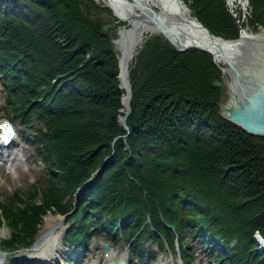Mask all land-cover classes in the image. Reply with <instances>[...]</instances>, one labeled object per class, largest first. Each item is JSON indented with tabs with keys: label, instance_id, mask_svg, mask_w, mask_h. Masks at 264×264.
Here are the masks:
<instances>
[{
	"label": "trees",
	"instance_id": "obj_1",
	"mask_svg": "<svg viewBox=\"0 0 264 264\" xmlns=\"http://www.w3.org/2000/svg\"><path fill=\"white\" fill-rule=\"evenodd\" d=\"M182 1L213 36L238 38L226 0ZM248 6L247 24L264 28V0ZM113 20L94 0H0L5 112L33 131L46 183L0 200L1 250L28 247L55 212L70 264L100 234L148 264L144 241L182 264H195L191 241L212 264H264V137L220 114L209 53L158 36L128 66L125 129Z\"/></svg>",
	"mask_w": 264,
	"mask_h": 264
},
{
	"label": "rangeland",
	"instance_id": "obj_2",
	"mask_svg": "<svg viewBox=\"0 0 264 264\" xmlns=\"http://www.w3.org/2000/svg\"><path fill=\"white\" fill-rule=\"evenodd\" d=\"M101 6H105V5H101ZM226 6L229 13L232 15L233 18H235L239 31L245 30L247 33L258 34L262 29H264L258 27V30L254 31L252 26L247 24V17L250 14L248 0H247V6L244 9L241 7L239 3H234L233 5H229L228 0H226ZM239 11L242 12L240 17L237 16ZM111 14L112 17L114 18L113 24L116 25V29H115L116 37L113 41V45L118 57V49H117L118 31L119 29L124 28L127 25V23L125 21L120 20L116 16L115 11L111 10ZM156 36L162 37L160 35H152L147 39ZM253 57L251 58V66L249 68L250 71H255L259 69L260 61H258L256 57L255 59ZM252 60H254V62ZM255 62H257L258 65L255 64ZM221 79H222V81L220 82L221 84L220 86L217 87H221V98H220L219 107H220V114H224L226 113L227 106L232 105L237 99H236V95H234V97L233 96L231 97V94L227 89L226 81L222 76V72H221ZM230 101L231 103L229 104ZM3 119L12 122L14 130L16 132V136L13 138L12 144H10L5 148H0V200L1 201H4L9 197H11L15 191L18 190L26 191L27 189H30L33 184L36 185L39 183L43 188L45 187L46 184L44 181V177H45L44 165L41 163L39 158L35 156V146L31 143V135L33 131L31 129L23 128L22 126H20L16 121L12 119V116L9 113L5 112V95L2 90V83L0 79V120ZM35 201L38 202V199H36ZM43 217H48L52 219V223H50L51 225L47 224L46 232L43 233V235H45L48 232L46 236H49V239L51 241L50 246L54 245L51 250H53V248H56L57 251L50 252L48 249V254H40V256L38 257H40L42 261L38 262V264H56V263L70 264L68 261H66V257L67 256L73 257L74 254L71 253V250L69 251L67 248H64L60 244L61 236L65 229V225L63 224V217L55 212L48 213ZM45 225L46 223L42 218V221L36 232L38 231L41 232L40 230L41 229L43 230V227ZM8 235H9V229L5 226L0 227V264H22L25 263L23 261H27L29 264H37V260H34L35 254H33L32 252L29 253V250L16 249L13 251H8L6 253L2 252L1 243L4 239L8 237ZM38 237L39 236L37 234L36 239ZM191 244H192L191 251L194 254L192 260L195 264H212V261H210L207 258V256L203 254L200 245H197L195 242L192 241ZM102 245H106L108 247V250L106 251H111L114 253L118 251L124 254L126 256V262L128 264H148L147 262H138L136 259V255L128 251L126 245L121 239L116 240V242H112L110 239H108L106 236L102 234L91 237L88 243V247L84 252L80 254V260L78 261V264H107L106 257H103ZM143 247L149 250L151 252V255L153 256V260L151 264H182L180 259L178 258V255L171 253V251H169L166 247H163L161 251H158L155 245L151 244L150 241H144Z\"/></svg>",
	"mask_w": 264,
	"mask_h": 264
},
{
	"label": "bare ground",
	"instance_id": "obj_3",
	"mask_svg": "<svg viewBox=\"0 0 264 264\" xmlns=\"http://www.w3.org/2000/svg\"><path fill=\"white\" fill-rule=\"evenodd\" d=\"M97 4L105 5L116 16L127 23L124 28L119 29L117 39L118 49V84L124 90L122 95V108L124 112L127 105V80L128 66L132 61L137 49H139L148 37L160 35L171 45L177 46L178 41L184 45L216 46L220 49L216 52L211 49L214 63L221 69L222 76L226 81L227 89L231 97L236 95L235 72L247 73L251 66V58H257L262 50L264 53V30L259 34L239 31L240 38L231 43H224L219 39L211 38L210 35L199 25L191 15L182 0H94ZM239 3L244 9L247 0H228L229 5ZM252 70V69H251ZM234 99V98H233ZM231 101L229 102V104ZM228 105V104H227ZM230 106V105H229ZM227 106V108L229 107ZM46 227L38 233V238L32 242L29 253L35 254V259L41 262L40 254H48L57 251L50 246L49 236L46 232L47 224L51 225L52 219L43 217ZM107 261H117L126 256L120 252H107ZM106 261V263H108ZM26 264L27 261H23ZM22 263V262H21ZM22 263V264H25ZM29 264V263H28Z\"/></svg>",
	"mask_w": 264,
	"mask_h": 264
},
{
	"label": "water",
	"instance_id": "obj_4",
	"mask_svg": "<svg viewBox=\"0 0 264 264\" xmlns=\"http://www.w3.org/2000/svg\"><path fill=\"white\" fill-rule=\"evenodd\" d=\"M211 38L219 39L224 43H231L237 41L233 40H224L220 37L213 36L209 31L199 24ZM264 30V29H262ZM259 34V33H258ZM173 46V45H172ZM264 46V45H263ZM177 51H186L189 49H197L205 51L212 56L211 49H214L216 52H219L220 49L216 46H202V45H184L182 42L178 41L177 46H173ZM257 60L260 61L259 69L255 71H250L248 69L247 73L239 74L235 72L236 78V99L235 102L226 108V113L221 114L224 119L229 122L234 123L239 126L246 132L264 137V53L262 50L257 54ZM254 62V60H252ZM257 64V62H255ZM258 65V64H257ZM119 74V73H118ZM118 80V75H117ZM127 80V105L124 110V114L118 117V122L125 126L126 116L129 114V99H130V85L128 80V75L126 76ZM215 86H220V82H214ZM120 88V86H119ZM122 101V98H121ZM122 108V103H121ZM107 246L104 245V249ZM117 264H124L123 260H119Z\"/></svg>",
	"mask_w": 264,
	"mask_h": 264
}]
</instances>
